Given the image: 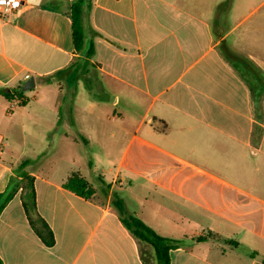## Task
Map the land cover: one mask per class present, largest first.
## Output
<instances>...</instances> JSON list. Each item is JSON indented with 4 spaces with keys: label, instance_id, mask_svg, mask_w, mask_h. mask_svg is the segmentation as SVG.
Listing matches in <instances>:
<instances>
[{
    "label": "crops",
    "instance_id": "1",
    "mask_svg": "<svg viewBox=\"0 0 264 264\" xmlns=\"http://www.w3.org/2000/svg\"><path fill=\"white\" fill-rule=\"evenodd\" d=\"M20 1L0 16V88L35 86L24 103L0 96V194L33 161L54 243L37 235L19 189L0 213L2 264H157L114 195L180 241L170 264H264V0L223 12L224 0H92L88 66L73 45L74 0ZM228 51L247 60L238 71ZM72 172L90 198L63 188ZM207 232L219 238L194 240Z\"/></svg>",
    "mask_w": 264,
    "mask_h": 264
},
{
    "label": "trees",
    "instance_id": "2",
    "mask_svg": "<svg viewBox=\"0 0 264 264\" xmlns=\"http://www.w3.org/2000/svg\"><path fill=\"white\" fill-rule=\"evenodd\" d=\"M91 3L92 0H74L70 7L73 45L75 51L77 53L83 54L87 59L84 61V66H88V59L93 55L94 52L92 44H89L88 47L85 48V28L83 23L85 11L90 9ZM229 3L230 0H224L219 5H217L216 11L223 12L227 10ZM228 53L231 55L229 59L232 63V66L237 71L240 63L247 62L245 58L240 57L233 51H228ZM87 91L90 93L92 98H97L99 96L95 92H92L88 87ZM23 93L24 92L22 91L21 87L16 89L0 88V96L8 102L17 99L21 100V103H24ZM33 163V161L24 160L21 161L14 169L15 176L10 177L6 191L0 194V213L19 189L24 190L22 202L23 208L30 216L39 238L46 246L50 247L54 243V238L47 224L36 212L32 177L29 176L27 172V168ZM62 186L64 189L83 198H90L94 194V189L92 186L78 172H72L67 177ZM112 206L117 211L121 222L126 227V229H128L138 241L148 245L152 249L153 256L157 264H170L169 252L172 249L179 247L180 241L163 238L157 235L141 220L130 214L125 208L123 201L116 195L113 196ZM214 238L217 239L219 237L217 234L207 232L196 237L194 240L197 242H204ZM0 264H2L1 260Z\"/></svg>",
    "mask_w": 264,
    "mask_h": 264
},
{
    "label": "built area",
    "instance_id": "3",
    "mask_svg": "<svg viewBox=\"0 0 264 264\" xmlns=\"http://www.w3.org/2000/svg\"><path fill=\"white\" fill-rule=\"evenodd\" d=\"M20 8V0H0V16L16 13Z\"/></svg>",
    "mask_w": 264,
    "mask_h": 264
},
{
    "label": "water",
    "instance_id": "4",
    "mask_svg": "<svg viewBox=\"0 0 264 264\" xmlns=\"http://www.w3.org/2000/svg\"><path fill=\"white\" fill-rule=\"evenodd\" d=\"M34 86L35 84H34L33 78H28V80H26L25 84L23 85L22 90L29 91V90H32Z\"/></svg>",
    "mask_w": 264,
    "mask_h": 264
},
{
    "label": "rangeland",
    "instance_id": "5",
    "mask_svg": "<svg viewBox=\"0 0 264 264\" xmlns=\"http://www.w3.org/2000/svg\"><path fill=\"white\" fill-rule=\"evenodd\" d=\"M225 25H227V24H225ZM83 86H84V83H83ZM86 94V93H85ZM112 108H114V106L112 107ZM117 107L115 106V109H116Z\"/></svg>",
    "mask_w": 264,
    "mask_h": 264
}]
</instances>
